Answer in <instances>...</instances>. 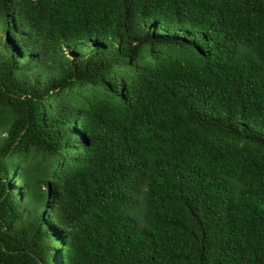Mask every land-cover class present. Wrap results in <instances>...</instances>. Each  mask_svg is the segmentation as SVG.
<instances>
[{
    "label": "trees",
    "instance_id": "16d2710c",
    "mask_svg": "<svg viewBox=\"0 0 264 264\" xmlns=\"http://www.w3.org/2000/svg\"><path fill=\"white\" fill-rule=\"evenodd\" d=\"M0 264H264V0H0Z\"/></svg>",
    "mask_w": 264,
    "mask_h": 264
}]
</instances>
